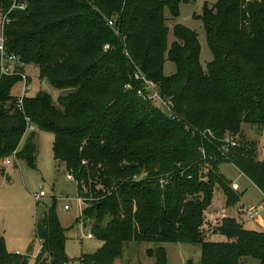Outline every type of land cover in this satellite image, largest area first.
Returning a JSON list of instances; mask_svg holds the SVG:
<instances>
[{"label": "trees", "instance_id": "obj_1", "mask_svg": "<svg viewBox=\"0 0 264 264\" xmlns=\"http://www.w3.org/2000/svg\"><path fill=\"white\" fill-rule=\"evenodd\" d=\"M190 1L27 0L26 10L9 15L5 54L21 65L0 75V163L32 165L35 131L53 135V158L77 183L81 217L101 242L77 264H113L133 242L153 245L146 249L152 264H166L165 242L198 245L199 264H241L245 257L264 264V231L232 217L210 227L227 242L207 240L202 230L210 226L204 211L215 186L226 208L239 200L220 163L233 164L264 194V161L242 133V124L264 127V0H220L204 9L212 54L205 67L196 32L175 24L168 43L165 11L176 19ZM9 7L10 0H0V19ZM166 60L175 66L170 76L163 74ZM28 65L60 92L56 102L40 91L18 104L11 90ZM135 72L172 96L178 120L142 99L145 84ZM185 125L216 139L192 135ZM227 137L237 145L222 155ZM34 234L41 247L35 264L68 263L54 204L36 219ZM0 264H27L6 251L1 236Z\"/></svg>", "mask_w": 264, "mask_h": 264}, {"label": "rangeland", "instance_id": "obj_2", "mask_svg": "<svg viewBox=\"0 0 264 264\" xmlns=\"http://www.w3.org/2000/svg\"><path fill=\"white\" fill-rule=\"evenodd\" d=\"M220 0H191L181 3L179 16L174 19L165 11L167 25L170 27L168 43L173 39L171 29L175 24H181L196 32L200 45V64L205 67L211 61L212 54L206 43L201 16L205 8L211 9ZM24 73L30 78L28 97H33L38 92L50 94L56 102L60 92L53 89L46 80L40 81L38 69L33 65L25 66ZM175 72L172 62L166 60L163 65V74L170 76ZM28 78V80H29ZM23 81L17 82L11 92L19 97L22 94ZM30 132V131H29ZM26 133L28 137L30 133ZM242 133L245 140L256 143V157L264 161V127L242 124ZM25 139V138H24ZM53 135L49 132L35 131L33 142L36 145V157L30 165L24 160L10 158L11 163H0V171L5 170V175L0 174V236L3 237L6 251L26 257L27 264H35L41 253L39 241L34 234L35 222L50 204H54L61 227L64 229V249L67 262L77 264L82 254H94L101 246L97 239L86 237L90 232L87 222L84 227H79L78 221L82 219L80 212L83 205L77 200L78 186L74 180L67 178V171L63 164L53 158ZM26 142V139L22 142ZM4 161V160H3ZM204 173L206 172L203 169ZM219 172L226 181L236 184L239 200L235 207H225V195L215 186L209 207L204 211L206 220L216 225L222 219L232 217L239 220L247 229L264 231V226L247 219L244 214L249 208L259 207L264 217V197L261 191L243 175L233 164L222 162ZM7 175V177H6ZM43 191L46 196L37 200L36 193ZM56 196L66 197L68 200L55 199ZM65 205L70 209L66 210ZM202 227L204 237L215 242H227L229 239L220 233H214L210 227ZM124 245L121 257L114 260L113 264H152L154 258L146 255V249L153 247L151 243L135 242ZM166 264H199L200 247L198 245L165 242ZM241 264H259L257 259L245 257Z\"/></svg>", "mask_w": 264, "mask_h": 264}, {"label": "built area", "instance_id": "obj_3", "mask_svg": "<svg viewBox=\"0 0 264 264\" xmlns=\"http://www.w3.org/2000/svg\"><path fill=\"white\" fill-rule=\"evenodd\" d=\"M250 1V0H247ZM27 7V0H10V7L7 10V12L1 17L0 19V63H1V74L0 75H11L15 72V66L21 65V63L18 62L17 58L14 55H7L5 54V36H4V28L6 25L10 23V17L9 15L12 12H20L26 10ZM109 25L112 24L111 21L108 22ZM109 46L105 45L104 49H108ZM22 78H23V88H22V94L18 99V104L21 105L22 102V97L25 95V92L28 90L27 84H26V75L22 73ZM134 78L139 80L142 79L144 81L145 87L144 91H139V95L142 97V99L154 104L158 108H160L164 114L171 118L172 120H178V115L175 112V105L172 99V96H166L161 94L159 90V86L157 83L153 81L146 80L143 75H140L139 72L134 73ZM185 129L188 130L192 135L195 134H200L203 137L212 136L214 139H216L212 132L208 129L205 130H198L197 128H189V126L185 125ZM222 146L219 148L220 153L223 155L225 152H227L231 147H234L237 145L236 140L231 139V138H225L222 140ZM200 151L202 152L203 156H205V151L204 148H200ZM5 164H10V158H7L3 161ZM67 178L72 180V177L70 175H67ZM167 178H161L160 183L162 184L165 182ZM233 190H237L238 187L236 184L231 185ZM46 194L43 191H39L36 193L35 198L39 200L42 197H45ZM55 199H62L64 201H67L68 199L66 197H61V196H56ZM77 200L83 205L82 199L78 196ZM64 208L66 210L70 209L69 205H65ZM83 209V208H82ZM80 212V217H81ZM260 214V208L259 207H254V208H249L246 212L245 215L248 220H256L259 217ZM79 227H84L86 224V221L84 219H80L78 221ZM86 237L93 239L92 235L90 232L86 233ZM65 264H70V263H65Z\"/></svg>", "mask_w": 264, "mask_h": 264}, {"label": "crops", "instance_id": "obj_4", "mask_svg": "<svg viewBox=\"0 0 264 264\" xmlns=\"http://www.w3.org/2000/svg\"><path fill=\"white\" fill-rule=\"evenodd\" d=\"M238 190V189H237ZM262 197H264V194H262ZM261 208H264V207H262L261 206ZM245 214V213H244ZM205 220H206V218H205ZM250 221H252V222H254V223H258L259 225H261V226H264V217H262V215H261V213L259 214V217L256 219V220H250ZM211 224V223H210ZM212 226H213V224H211ZM245 228V227H244ZM253 230V229H252Z\"/></svg>", "mask_w": 264, "mask_h": 264}]
</instances>
